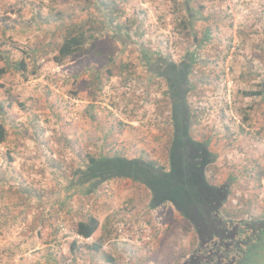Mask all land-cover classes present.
<instances>
[{"label":"rangeland","instance_id":"1","mask_svg":"<svg viewBox=\"0 0 264 264\" xmlns=\"http://www.w3.org/2000/svg\"><path fill=\"white\" fill-rule=\"evenodd\" d=\"M75 23L96 40L58 66ZM164 60L189 62V133L228 188L221 218L264 220V96H244L264 81V0H0V264H181L196 248L138 182L82 183L88 156L165 161L170 104L152 72ZM88 216L99 228L84 240Z\"/></svg>","mask_w":264,"mask_h":264},{"label":"trees","instance_id":"2","mask_svg":"<svg viewBox=\"0 0 264 264\" xmlns=\"http://www.w3.org/2000/svg\"><path fill=\"white\" fill-rule=\"evenodd\" d=\"M109 22L112 23L113 19L110 18ZM100 30L102 29L100 28ZM95 34L96 33L91 29H86L85 23L67 25L64 28L61 42L56 44V55L53 57L54 63L61 66L69 58L77 54H85L88 44L96 40ZM169 65L170 63L168 60H164L157 65L153 63L152 68L154 69L152 72L164 79V74H167ZM17 68L22 72L23 78L26 79L24 76L26 69L24 62L20 61L17 64ZM6 72V67H1L0 78L5 75ZM244 96H264V81L259 85L257 91L245 92ZM197 116V114L190 113V120L194 119L196 123ZM6 138L7 131L3 123L0 122V145L6 141ZM136 161L142 160H128L120 156L101 159L88 156L86 170L82 173L84 178L82 183H85V181L90 182L91 179L102 181L123 177L143 184V182L139 181L141 177H137L139 175L136 173L140 172L147 174L149 170L145 169L139 163L135 164ZM148 182H150V180H148ZM146 186L148 187V185ZM225 191V189H223V191L221 190V197H218L219 200L222 199V203L225 201ZM205 198L212 201V199L207 196H205ZM216 202H218V200H216ZM159 204L160 203L156 199L151 201L150 206L151 208H155ZM178 208L182 214L185 212L181 207ZM196 210L200 211L198 208H196ZM203 210L205 209L201 211ZM214 210L215 208L212 207V211L209 215L211 219H206L207 216L204 215L199 218L192 217L190 219V213L187 217L183 214L187 220H190L189 223L197 234V246L181 264H248L246 260L247 256L253 255L255 257L257 254L262 260L264 257V246L262 245L264 243L261 244L260 242H262L261 239L264 236V220L246 222L236 221L231 218L223 219L219 216V210L217 209L218 211L215 212ZM98 228V220L93 216H88L85 220L77 223L75 234L77 237L87 240L96 233ZM73 245H75V241ZM92 248L95 252L101 249L100 244L92 245ZM257 250L260 251L257 252ZM260 261H258V263H260Z\"/></svg>","mask_w":264,"mask_h":264},{"label":"flooded vegetation","instance_id":"3","mask_svg":"<svg viewBox=\"0 0 264 264\" xmlns=\"http://www.w3.org/2000/svg\"><path fill=\"white\" fill-rule=\"evenodd\" d=\"M169 63L164 79L158 75L166 84L170 104L171 133L166 137V152H163L166 158L158 165L154 162L136 161L135 164L139 163L149 170L147 174L140 172L136 174L139 175L137 177H141L139 181L143 182L141 185L148 190L151 201L157 199L160 203L155 208L170 205L177 215L188 223L190 220H187L185 216L187 217L189 213L190 219L199 218L202 215L207 216L206 219H211L209 215L212 207L215 208L214 212L219 210L218 213L221 215L225 201L222 203V199L219 200L218 197H221V190L225 189L224 200H227L228 188L210 182L207 169L215 162V157L206 142L193 139L189 133L191 113L188 101L191 87L189 62L169 61ZM120 178L123 177L117 179ZM205 196L211 198L212 201L207 200ZM178 207L185 210L183 212L185 216ZM196 208L200 211L205 210L200 212Z\"/></svg>","mask_w":264,"mask_h":264}]
</instances>
